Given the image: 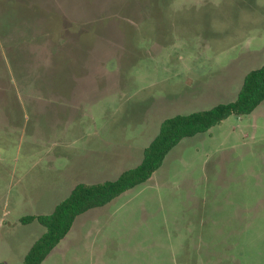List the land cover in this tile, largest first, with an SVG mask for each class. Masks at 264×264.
Segmentation results:
<instances>
[{"label": "rangeland", "instance_id": "rangeland-1", "mask_svg": "<svg viewBox=\"0 0 264 264\" xmlns=\"http://www.w3.org/2000/svg\"><path fill=\"white\" fill-rule=\"evenodd\" d=\"M263 63L264 0H0V263L45 233L21 218L136 168L164 120L233 102ZM43 264H264V101L78 216Z\"/></svg>", "mask_w": 264, "mask_h": 264}, {"label": "trees", "instance_id": "trees-1", "mask_svg": "<svg viewBox=\"0 0 264 264\" xmlns=\"http://www.w3.org/2000/svg\"><path fill=\"white\" fill-rule=\"evenodd\" d=\"M263 101L264 64L245 75L237 98L233 102L164 120L158 135L145 148L142 162L136 168L123 172L115 181L78 184L69 197L59 203L51 214L21 218L22 224L38 222L45 228V233L30 248L22 264H43L70 232L78 216L109 204L126 191L149 180L162 166L167 154L183 139L205 133L232 115H249Z\"/></svg>", "mask_w": 264, "mask_h": 264}, {"label": "crops", "instance_id": "crops-1", "mask_svg": "<svg viewBox=\"0 0 264 264\" xmlns=\"http://www.w3.org/2000/svg\"><path fill=\"white\" fill-rule=\"evenodd\" d=\"M263 64H264V63H263ZM263 64H262V65H263ZM262 65H261V66H262ZM261 66H259L258 68H260ZM256 69H257V68H256ZM250 71H251V70H250ZM246 74H247V73H246ZM244 77H245V76H244ZM81 183H86V184H88L89 182H81Z\"/></svg>", "mask_w": 264, "mask_h": 264}]
</instances>
